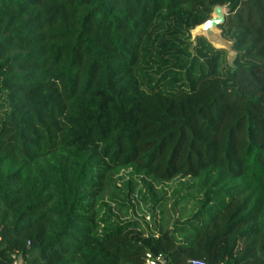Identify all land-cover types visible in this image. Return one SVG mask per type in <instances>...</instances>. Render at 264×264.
Segmentation results:
<instances>
[{"label":"trees","instance_id":"16d2710c","mask_svg":"<svg viewBox=\"0 0 264 264\" xmlns=\"http://www.w3.org/2000/svg\"><path fill=\"white\" fill-rule=\"evenodd\" d=\"M217 5L244 49L228 75L144 92L156 20L193 30ZM0 81V264H264V0H0ZM122 170L179 179L139 192L155 233L136 198L116 201L129 218L103 202ZM169 200L190 217L155 218Z\"/></svg>","mask_w":264,"mask_h":264},{"label":"rangeland","instance_id":"374dc122","mask_svg":"<svg viewBox=\"0 0 264 264\" xmlns=\"http://www.w3.org/2000/svg\"><path fill=\"white\" fill-rule=\"evenodd\" d=\"M224 12L227 13V7L224 5ZM215 15L214 10L211 17ZM173 25V24H172ZM174 26V27H173ZM169 28L167 21L159 17L152 26V39L148 41L147 50L141 52L140 61L137 65V72L141 80L143 91L153 92L155 90L164 93L177 91H195L201 80L206 78L225 77L234 67L236 57L243 52V47L236 42L238 31L234 28L226 29L224 25L217 27L219 34L226 41L225 47H215L211 40L199 31V27L193 30L180 29L177 31L175 25ZM202 26V25H201ZM162 36L163 39L172 38L178 43V47L166 51L155 49L162 40H155V36ZM241 59H244L241 56ZM9 109V100L6 92L1 87L0 81V123ZM129 172L122 170L114 176L111 186L104 194L103 202L111 207L117 215L122 218H129L126 209L119 210L116 201H124L127 198H136L137 207L132 211L137 217L141 218V225L151 233L156 229L153 219L149 220V204L143 200L139 192H145L146 186H153L156 193L161 189L172 191L179 179L168 183H157L142 176L135 178L133 184H130ZM183 204V203H182ZM184 205V204H183ZM163 213L158 212L155 218L165 223H172L175 219H187L191 215L192 202L185 203L186 209L183 210L179 205L174 209L172 200H169ZM148 222V224L146 223Z\"/></svg>","mask_w":264,"mask_h":264},{"label":"built area","instance_id":"2783aa9c","mask_svg":"<svg viewBox=\"0 0 264 264\" xmlns=\"http://www.w3.org/2000/svg\"><path fill=\"white\" fill-rule=\"evenodd\" d=\"M12 264H25L24 257L21 254L13 253L11 255ZM165 257L162 253L153 254L152 252L146 253V264H164ZM189 264H207L205 259L193 258L189 260Z\"/></svg>","mask_w":264,"mask_h":264},{"label":"water","instance_id":"95a60500","mask_svg":"<svg viewBox=\"0 0 264 264\" xmlns=\"http://www.w3.org/2000/svg\"><path fill=\"white\" fill-rule=\"evenodd\" d=\"M215 15L208 19L204 24H202L203 29L207 32H211L212 28H217L220 25H224L226 21V13L224 12L223 5H217L214 8Z\"/></svg>","mask_w":264,"mask_h":264},{"label":"bare ground","instance_id":"6f19581e","mask_svg":"<svg viewBox=\"0 0 264 264\" xmlns=\"http://www.w3.org/2000/svg\"><path fill=\"white\" fill-rule=\"evenodd\" d=\"M199 31L204 34L205 36H207L212 44L215 46V47H225V44H226V41L223 40L219 34V31L217 30V28H212L211 32H207L203 29V26H200L199 28Z\"/></svg>","mask_w":264,"mask_h":264}]
</instances>
